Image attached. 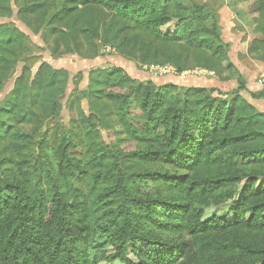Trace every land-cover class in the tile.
<instances>
[{
	"label": "trees",
	"instance_id": "obj_1",
	"mask_svg": "<svg viewBox=\"0 0 264 264\" xmlns=\"http://www.w3.org/2000/svg\"><path fill=\"white\" fill-rule=\"evenodd\" d=\"M19 1L0 0V17L14 15L39 35L53 58H94L108 46L139 64H168L178 73L207 69L220 80L234 79L236 86L228 93L156 85L130 78L115 65L90 70L70 120L95 128L100 113L111 110L113 166L87 170L80 146L66 132L48 146L52 164L42 159L31 175L8 160L15 168L0 169V264L129 262L130 242L141 256L138 264H264V110L241 95L263 99L264 91L247 89L228 56L230 44L221 37L215 8L199 0H32L16 7ZM227 6L257 34L247 54L264 63V0H228ZM171 21V31L161 30ZM29 44L13 23H0V85ZM26 69L16 76L11 98L0 103V113L11 117L17 132L41 115L51 119L69 82L66 69L44 60L31 75ZM82 99L88 100V113ZM10 133L0 118V139ZM222 197L232 199L231 218L203 219L205 208ZM233 228L257 238L245 243L205 237Z\"/></svg>",
	"mask_w": 264,
	"mask_h": 264
},
{
	"label": "rangeland",
	"instance_id": "obj_2",
	"mask_svg": "<svg viewBox=\"0 0 264 264\" xmlns=\"http://www.w3.org/2000/svg\"><path fill=\"white\" fill-rule=\"evenodd\" d=\"M30 2H32V0H20L16 7L28 4ZM105 10L107 9L105 8ZM0 23H13L20 30L25 32L30 39L29 49L19 56V60H17L10 68L9 74L0 85L1 103L11 98L10 92L13 82L16 76L21 72L22 67L25 66L27 68V75H31L38 66L39 61H41L42 58L48 57V53L47 48L39 38V35L32 34L27 27H25L20 21L16 20L14 15L9 18L0 17ZM174 23V21H171L167 25L161 27V30L171 31ZM108 52L111 53V55H117L108 46H101L99 48L98 55L103 56L104 53ZM110 57L111 56H109V58ZM61 58H63L62 65L66 66L69 71V82L65 93L59 99L56 113L51 119L45 120L41 115L33 124L27 127L26 131L20 130L17 132L14 129L15 124L11 117L7 114L0 113V118L4 121V124L11 129V133L6 139H0L1 170L5 167L13 166V168H15L13 164L7 163L10 159H13L14 162L19 163L21 168H24L29 172V175L32 173V167L36 164L40 165L42 159L47 165H51L53 160L50 155L51 152L49 147L54 145L57 142L59 136L64 132L68 133L73 143L80 146L81 155L79 158L87 170L92 169L100 164L105 165L106 168H111L113 166V162L108 155L110 134L108 135L107 132V130L109 128H113L115 124V119L111 113V110H105V112L100 113V116L97 118L98 122L95 128L83 129L72 121L75 108L74 97L77 92H79L80 89L86 85L85 76L87 75L88 77V69L90 67L88 61L86 60L90 58H84L74 53L64 55ZM126 60H129L131 63V69H128V72L125 71V73L128 74L130 78L141 81L151 80L156 85L172 83L173 80L178 82L174 84L181 85V82L185 84L189 82L187 79L193 76L198 78L200 77V79L205 83H207L208 80L213 82L212 78L219 79L220 77V75L218 77L214 71L207 69H202V71L199 72L201 68H194L178 73L172 65L168 66L167 68H160L163 66V64L143 65L128 57ZM102 65L106 66V63H102ZM228 75L227 73H224L225 77H228ZM223 91L228 92L225 90ZM241 93L244 92L242 91ZM261 100L264 103V98ZM81 105L84 111L88 113V100L82 99ZM42 139L45 140L46 144H42ZM139 146L140 148H144L146 145L141 144ZM155 169L158 171L167 172L173 176H179L183 174V172L175 170L169 166H156ZM245 180L246 179L243 178L241 182L238 183V186H236L237 192L235 193V196L241 193L243 185L245 184ZM43 183L46 189L49 188V181L46 179V177H44ZM231 202L232 199H225V197H222L216 204H211L205 208L203 219H210L214 216H219L225 219L231 218L232 212L229 210ZM255 235L256 234L253 232L241 231L233 228L229 230L211 231L207 233L205 237L224 239L228 242L246 243L249 242ZM136 244L138 248L143 247L141 243ZM135 248L136 247H134L133 243L130 242L126 252V255L130 260L129 262H122L118 259H113L109 261H103L100 264H138L141 256L136 254ZM225 259H227V257L221 258V260ZM13 264L23 263L18 262Z\"/></svg>",
	"mask_w": 264,
	"mask_h": 264
},
{
	"label": "crops",
	"instance_id": "obj_3",
	"mask_svg": "<svg viewBox=\"0 0 264 264\" xmlns=\"http://www.w3.org/2000/svg\"><path fill=\"white\" fill-rule=\"evenodd\" d=\"M201 2L207 3L209 6H213L219 15V23L221 26V37L225 42L230 44V48L228 51V56L232 63L236 66V68L242 73L246 80V86L249 91H256L261 88L264 84V63L252 59L247 54V48L250 41L257 36L256 33L249 31L234 15V13L228 8L227 2L228 0H199ZM48 57L42 58V60L48 62L55 68H64L68 71L67 67L62 65L63 58H53L49 51L47 50ZM109 56H111L109 58ZM90 67L88 71L95 68H108L113 65L119 66L128 72V69H131L130 61L126 60L119 55H111V53H104L102 55H98L94 58L87 59ZM103 61V62H101ZM101 62V63H100ZM102 63H106V66L102 65ZM130 67V68H128ZM69 72V71H68ZM86 85L88 82L87 75L85 76ZM183 79V78H181ZM189 82L182 83L181 85H198V86H210L217 87L221 90L228 91L235 87V80H220L216 78H212L211 82L208 80L207 83L203 82L200 77H191L187 79ZM186 80V81H187ZM172 83H178L176 81H172ZM82 87L81 89L85 88ZM180 85V84H179ZM241 93L243 97H245L248 101H250L258 110H264V103L261 99L251 98L247 91H243Z\"/></svg>",
	"mask_w": 264,
	"mask_h": 264
},
{
	"label": "built area",
	"instance_id": "obj_4",
	"mask_svg": "<svg viewBox=\"0 0 264 264\" xmlns=\"http://www.w3.org/2000/svg\"><path fill=\"white\" fill-rule=\"evenodd\" d=\"M168 66H170V65L165 64V65H163V66L160 67V68H167ZM201 71H202V69L199 70V72H201ZM195 72H196V71H195ZM261 87H262V89H263V91H264V84H263Z\"/></svg>",
	"mask_w": 264,
	"mask_h": 264
}]
</instances>
